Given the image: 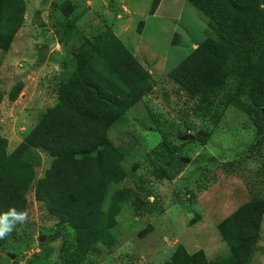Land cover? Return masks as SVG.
<instances>
[{"label": "rangeland", "instance_id": "374dc122", "mask_svg": "<svg viewBox=\"0 0 264 264\" xmlns=\"http://www.w3.org/2000/svg\"><path fill=\"white\" fill-rule=\"evenodd\" d=\"M25 2L22 28L10 49L0 50V135L9 140V153L38 116L58 103L60 86L75 68L71 49L82 39L111 28L154 80L153 90L108 131L129 169L111 192L128 188L143 208L137 212L132 200L123 204L111 229L115 245H100L97 264H165L179 245L190 254L204 250L210 260L228 255L219 223L245 202L264 199V100L244 96L231 80L213 106L193 114L196 100L168 74L210 37L209 18L188 0H162L154 15L153 0ZM15 86L19 94L12 100ZM160 127L177 148L172 160L156 155ZM208 133L202 143L198 137ZM37 153L36 177L26 194L27 223L7 235L0 264H65L75 247L72 228L50 216L41 200L53 157L43 149ZM159 164L172 179H158ZM259 246L252 264H264V217Z\"/></svg>", "mask_w": 264, "mask_h": 264}, {"label": "trees", "instance_id": "16d2710c", "mask_svg": "<svg viewBox=\"0 0 264 264\" xmlns=\"http://www.w3.org/2000/svg\"><path fill=\"white\" fill-rule=\"evenodd\" d=\"M161 1L153 0L151 15ZM188 1L209 18L210 37L168 76L196 100L193 114L213 106L231 80L244 96L264 100V0ZM25 14V0H0V50L10 49ZM71 53L75 68L60 86L58 103L38 116L13 152H8L9 140L0 135V214L13 208L27 212L26 194L36 177L33 161L38 149L45 150L53 162L41 183V200L50 216L74 233L75 247L64 262L97 264L100 245H115L111 229L123 204L132 200L137 212L143 208V201L128 188L111 192L127 178L129 169L123 150L109 139L108 131L153 90L154 80L111 28L82 39ZM233 91L227 96L232 97ZM18 94L15 86L10 98ZM159 130L163 141L156 155L162 161L172 160L177 148L164 129ZM210 137L208 133L198 139L205 143ZM157 173L160 180L173 178L162 164ZM109 194L111 210L105 209ZM263 217L264 199L245 202L218 225L228 255L210 260L204 250L190 254L179 245L165 264H252L260 250ZM6 239H0V250Z\"/></svg>", "mask_w": 264, "mask_h": 264}, {"label": "clouds", "instance_id": "9594fccd", "mask_svg": "<svg viewBox=\"0 0 264 264\" xmlns=\"http://www.w3.org/2000/svg\"><path fill=\"white\" fill-rule=\"evenodd\" d=\"M28 213L26 211H17L15 208L8 212L0 214V239L5 238L16 226L27 223Z\"/></svg>", "mask_w": 264, "mask_h": 264}, {"label": "water", "instance_id": "95a60500", "mask_svg": "<svg viewBox=\"0 0 264 264\" xmlns=\"http://www.w3.org/2000/svg\"><path fill=\"white\" fill-rule=\"evenodd\" d=\"M263 111V113H264V110H262ZM181 160L183 161V162H185V163H188L189 161H190V159H188V158H181Z\"/></svg>", "mask_w": 264, "mask_h": 264}]
</instances>
